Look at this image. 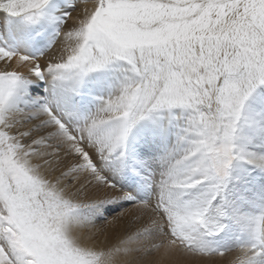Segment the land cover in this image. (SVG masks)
<instances>
[{"label": "snow or ice", "instance_id": "1", "mask_svg": "<svg viewBox=\"0 0 264 264\" xmlns=\"http://www.w3.org/2000/svg\"><path fill=\"white\" fill-rule=\"evenodd\" d=\"M69 7L61 19L54 0H0L4 27L51 24L57 37L40 55L0 47V264H264V197L254 214L226 199L237 164L264 173V152L247 147L264 140V111L252 107L255 98L264 109V0ZM103 75L112 81L94 110L73 108ZM39 81L46 94L32 96ZM144 123L156 144L174 135L155 201H136L103 170L123 171ZM121 201L136 202L97 226L95 215ZM230 225L235 247L207 246Z\"/></svg>", "mask_w": 264, "mask_h": 264}, {"label": "bare ground", "instance_id": "2", "mask_svg": "<svg viewBox=\"0 0 264 264\" xmlns=\"http://www.w3.org/2000/svg\"><path fill=\"white\" fill-rule=\"evenodd\" d=\"M54 3L57 9L55 14L61 19H63L70 12L73 11L72 8L69 7V0H54ZM3 17H4V14L0 13V47H2V45H4L5 42H7V45H8L7 47H12L19 51H26L32 55H38L41 52L47 50L49 45L54 40L57 39L55 35V27L51 24H44L29 32H26V30L23 29L22 25H11L9 28L4 27L3 19H2ZM38 51L39 53H37ZM111 81H112V76L110 75L93 77L90 83L88 84V86L84 89L82 95L73 97L71 106L77 109L78 111H80L81 113L85 112L86 110L82 109L81 103L76 102L75 100H77V98L79 97L81 99L88 98L87 94H92V96H95V95L106 96L109 91V83ZM46 86L48 88V84ZM30 88L32 87L29 86V92H30ZM257 92H258L257 96H259L260 91L257 90ZM256 103H257L256 99L254 98L252 102L253 109H256ZM140 126L138 128H140ZM149 129H152V128L150 127ZM134 133H136V131ZM149 135L152 138L153 137L155 138L154 133L153 134L150 133ZM173 138L174 137L172 136V134H170L167 139L162 141V145L160 146L161 148L157 146L153 147V154H155L156 152L165 153L170 143L174 141ZM261 143L262 142H258L260 146H257L258 145L257 144L254 147L255 148L254 152H257V153L264 152L263 145ZM252 171L256 173L252 174ZM232 176H233V179L228 186L226 199L233 208L239 209L240 211H242L245 209V206H246L245 202H247V199H245V196H246L245 194L249 191L260 190L259 188L260 186L258 185L259 183L255 177L260 176L263 178V181H264V173L260 172L258 169H255L243 163H239L235 166ZM235 181H238V182L235 183ZM239 187H242V189ZM263 187H264V184H263ZM240 189L242 191L241 193L238 192ZM203 191H205V189L203 188L194 190L192 194V198H195L196 196L200 195ZM259 202H260V197L257 195H255L251 199V201H249L250 205L248 206H249V211L251 212V214L253 210L254 212L257 211V205L259 204ZM220 203H221V200L218 198L215 204L219 205ZM239 237H240L239 231L234 226L230 225L228 229H226L224 232L220 233L219 235L214 236V237H204V240L208 247L218 248V249L223 250V249L235 247ZM104 242L105 240H103L102 244ZM225 264H229V261H226Z\"/></svg>", "mask_w": 264, "mask_h": 264}, {"label": "rangeland", "instance_id": "3", "mask_svg": "<svg viewBox=\"0 0 264 264\" xmlns=\"http://www.w3.org/2000/svg\"><path fill=\"white\" fill-rule=\"evenodd\" d=\"M5 45L8 46L7 42H5L4 45H2V47H5ZM37 53H39V51ZM46 85L47 84L45 81H39L38 83L36 82L31 83L30 86L32 88H30V92H31L30 94L32 96L45 95L46 89H47ZM258 91H260L259 93L260 95H264V89H258ZM87 95H88V98L81 99L79 97L77 98V100H75L76 102L81 103L82 109L86 110L85 112L89 110H94L96 98L104 97V96H99V95L92 96V94H87ZM89 101H91L92 103ZM257 104L258 103H256V109H253V110L254 112L256 110L255 113L259 114L262 108L261 106H259V104L258 105ZM70 123L75 125L76 122L72 121ZM150 127L152 129H149ZM135 131L136 133H133L134 135L131 137L130 139L131 141H129L128 154H127V159L124 161L123 171H117V168L119 167L118 163L109 164V165L103 166L104 174L108 176L112 180V182H114L118 187L122 188L125 191L133 192L136 196V201H155V199L158 196V181L160 178V174L163 171L160 160H161V157L164 155V153L156 152L155 154H152V155H144L143 149L145 148L147 143L150 141L153 142V147H156V146L160 147L162 145V142L159 144L155 143V140L156 141L159 140V136L157 135L156 127L151 123H144L143 126L141 125L140 128H137ZM150 133L152 134L154 133L155 138L154 137L152 138L149 135ZM172 136L174 137V135ZM258 142H262L261 144L263 145V151H264V140L260 139L259 137H256L254 141H252L251 145L248 144L247 146L248 150L254 152L255 150L254 147L258 144ZM257 146H260V145L258 144ZM100 163L103 164V162H100ZM254 173L256 172L252 171V174ZM255 178L259 183L258 185L260 186L259 187L260 190L249 191L245 194L246 195L245 199H247V202H245L246 206H245V209L241 211L242 213H251L249 211L248 205H250L249 201H251V199L255 195L259 196L260 199L264 195L263 194L264 193L263 178L260 176L255 177ZM236 182L238 181H235V183ZM239 188L242 189V187H239ZM241 189L238 191L239 193L242 192ZM136 201H121L117 205H108L107 210L103 211L102 215H98V214L95 215V223L97 224V226L102 225L105 222L106 217L115 216L122 209L131 208ZM85 212L87 213L88 210H85ZM254 213L255 212L253 210L252 214ZM153 235L155 237H159L160 233L157 230L153 233ZM103 240H105L104 236L102 235L97 236V241L99 243L102 244Z\"/></svg>", "mask_w": 264, "mask_h": 264}]
</instances>
